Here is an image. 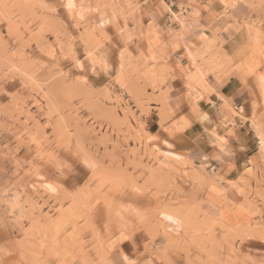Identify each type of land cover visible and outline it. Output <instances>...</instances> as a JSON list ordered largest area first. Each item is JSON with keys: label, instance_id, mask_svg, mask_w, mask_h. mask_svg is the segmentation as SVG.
<instances>
[{"label": "rangeland", "instance_id": "374dc122", "mask_svg": "<svg viewBox=\"0 0 264 264\" xmlns=\"http://www.w3.org/2000/svg\"><path fill=\"white\" fill-rule=\"evenodd\" d=\"M216 1L223 34L181 24L154 46L132 0H76L75 11L67 0H0V264H109L122 252L114 241L132 237L145 250L137 264H264V0ZM129 22L137 38L120 42ZM229 77L260 141L259 160L227 180L249 214L239 222L206 205L207 187L224 180L206 151L225 139L183 134L186 111L204 119L198 101ZM173 87L184 110L169 106ZM224 104L223 122L236 115ZM54 173L55 194L45 188Z\"/></svg>", "mask_w": 264, "mask_h": 264}, {"label": "crops", "instance_id": "0c3cea01", "mask_svg": "<svg viewBox=\"0 0 264 264\" xmlns=\"http://www.w3.org/2000/svg\"><path fill=\"white\" fill-rule=\"evenodd\" d=\"M132 2H135L138 7L135 14L136 21H140L145 26L150 25L151 32L156 33L157 38L150 41L154 46L167 43L169 32L166 31L168 27L180 29L181 24H183L199 34L202 32L200 26H203V33L208 37H212V35L223 34L229 23L228 19L220 14L221 5L216 0H132ZM196 12L199 15L198 20H195L194 13ZM121 33L119 34L120 42L124 43L126 38L136 40L138 35L137 24L129 22L127 30L123 29ZM232 45L233 42L225 39L223 49L225 51L231 50ZM184 63L185 60L181 59V69H185ZM170 64L174 72L182 73L176 59ZM175 89V94L172 95L173 99L169 101V106L174 112H178L184 110L186 101L184 96L177 93L178 88ZM243 93L246 94V90H243L238 80L229 77L223 84L215 87L207 96V99L203 97L198 101V108L207 118L199 120L187 111L185 113L188 118L191 117V124L184 127V135L188 134L186 136L194 140L208 141L209 134L204 131L208 128L214 129L225 139L224 148H222L224 150L212 142L206 151L213 172L217 173L218 176H223L224 180L214 182L211 187L208 186L205 199L209 211L226 222H239V220L246 221L249 219L248 212L243 206H240L242 205L240 197L232 191L227 180H234L236 176H232V173L242 170L250 159L259 160L260 158L258 150L260 141L248 120L251 112H249L250 107L247 105ZM224 102L227 104L229 102L231 107L234 103L233 107L236 111V115L231 116L225 122H223L224 110H226L223 108ZM241 107H243L242 116L239 110ZM237 206L239 207L237 208ZM134 239L135 237L117 239L114 241V248L121 249L129 258L139 262L145 258V250L139 248L136 250L137 244Z\"/></svg>", "mask_w": 264, "mask_h": 264}, {"label": "snow or ice", "instance_id": "6c2138e0", "mask_svg": "<svg viewBox=\"0 0 264 264\" xmlns=\"http://www.w3.org/2000/svg\"><path fill=\"white\" fill-rule=\"evenodd\" d=\"M64 7H66L70 11H75L77 9V2H76V0H67V4L64 5ZM226 7H227V5H226ZM79 8H80V12H81L80 18L84 19L83 11H84L85 5L83 4V2L80 3ZM89 10H91V9H89ZM121 56L123 57V53H121ZM100 62L103 63V60H101ZM78 66L82 67V65H79V64H78ZM262 71H264V69H262ZM262 79H264V77H262ZM56 178H57V174L54 173L53 174V182L45 185V188L53 194L58 192V187H59L58 184L55 182ZM103 210L104 209H102V208L98 209V211H100L101 213L103 212ZM166 218L169 220L172 219L170 216L166 217ZM109 264H137V261L130 260L127 255H125L122 252H120L119 250H117L114 253L112 259L109 261ZM146 264H150V262H146Z\"/></svg>", "mask_w": 264, "mask_h": 264}]
</instances>
